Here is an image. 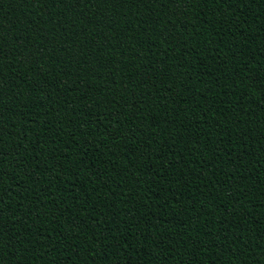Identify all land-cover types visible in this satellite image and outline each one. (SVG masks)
Masks as SVG:
<instances>
[{
    "label": "trees",
    "instance_id": "trees-1",
    "mask_svg": "<svg viewBox=\"0 0 264 264\" xmlns=\"http://www.w3.org/2000/svg\"><path fill=\"white\" fill-rule=\"evenodd\" d=\"M0 264H264V0H0Z\"/></svg>",
    "mask_w": 264,
    "mask_h": 264
}]
</instances>
